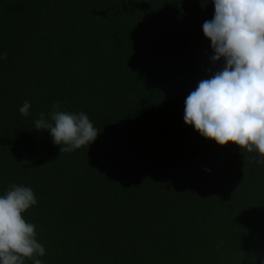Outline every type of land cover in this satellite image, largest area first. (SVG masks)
Segmentation results:
<instances>
[{
  "label": "trees",
  "instance_id": "trees-1",
  "mask_svg": "<svg viewBox=\"0 0 264 264\" xmlns=\"http://www.w3.org/2000/svg\"><path fill=\"white\" fill-rule=\"evenodd\" d=\"M213 16L212 0H0V195L34 191L22 215L42 264H264L258 154L183 119L224 65ZM56 102L88 115L94 142L61 153L34 128Z\"/></svg>",
  "mask_w": 264,
  "mask_h": 264
},
{
  "label": "clouds",
  "instance_id": "clouds-1",
  "mask_svg": "<svg viewBox=\"0 0 264 264\" xmlns=\"http://www.w3.org/2000/svg\"><path fill=\"white\" fill-rule=\"evenodd\" d=\"M212 3L214 16L203 23V33L211 42L212 63L223 59L224 65L186 97L184 123L220 146L231 143L243 154L257 153L256 162L264 165V0ZM30 108L25 101L19 112L27 117ZM48 115L50 120L41 112L34 128L48 130L61 153L89 146L99 134L87 114L61 110L60 102ZM36 204L27 186L12 184L0 195V264H42L46 249L36 225L22 215Z\"/></svg>",
  "mask_w": 264,
  "mask_h": 264
}]
</instances>
